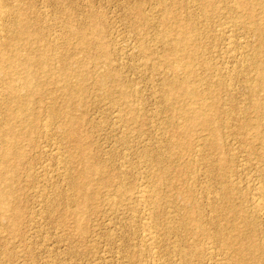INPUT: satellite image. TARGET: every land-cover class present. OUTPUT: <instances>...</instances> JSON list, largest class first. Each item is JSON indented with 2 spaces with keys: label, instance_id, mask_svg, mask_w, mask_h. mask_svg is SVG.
<instances>
[{
  "label": "rangeland",
  "instance_id": "374dc122",
  "mask_svg": "<svg viewBox=\"0 0 264 264\" xmlns=\"http://www.w3.org/2000/svg\"><path fill=\"white\" fill-rule=\"evenodd\" d=\"M15 1L0 2L11 9L2 43H18V58L33 50L46 68L0 58V147L10 125L27 127L23 157L13 149L2 166L0 264H264V214L255 207L264 200V45L254 32L264 0ZM172 15L176 22L162 19ZM18 18L27 26L21 39ZM178 24L192 49L178 51L185 58L175 70ZM75 68L84 81L70 75ZM186 70L185 92L177 86ZM32 74L38 90L26 93L19 79ZM17 91L26 95L23 119Z\"/></svg>",
  "mask_w": 264,
  "mask_h": 264
},
{
  "label": "bare ground",
  "instance_id": "6f19581e",
  "mask_svg": "<svg viewBox=\"0 0 264 264\" xmlns=\"http://www.w3.org/2000/svg\"><path fill=\"white\" fill-rule=\"evenodd\" d=\"M2 1V0H1ZM0 1V2H1ZM6 1V0H5ZM16 1H21V0H16ZM15 1V2H16ZM22 2V1H21ZM20 2V3H21ZM176 3V2H175ZM5 4V3H4ZM3 4V2H2V4L0 3V32H1V25H2V21H4L3 19H5V17H6V15L11 11V9L8 7L9 6V4L7 5H4ZM18 5H19V3H18ZM168 5V4H167ZM176 5V4H175ZM11 6V5H10ZM16 7V6H15ZM8 8H9V12H8ZM175 8V7H174ZM234 8H236L235 6H234ZM240 8H241V6H240ZM237 9H238V7H237ZM245 9V8H244ZM17 10V9H16ZM176 10V9H175ZM234 10V9H233ZM247 10V9H246ZM203 11V10H202ZM235 11V10H234ZM172 12H174V11H172ZM236 12V11H235ZM170 13V12H169ZM11 14V13H10ZM172 14V13H171ZM177 14V13H176ZM239 14V13H238ZM255 13L253 12V15H254ZM256 15H259V14H256ZM9 16V15H8ZM12 16V15H11ZM16 16V15H15ZM250 16V15H249ZM252 16V15H251ZM261 15H259L258 16V19H259V17H260ZM21 17V16H20ZM166 17V16H165ZM8 18V17H7ZM9 19V18H8ZM7 19V20H8ZM23 19V18H22ZM22 19H20V18H18L16 21H18V25H19V29H17V30H19L20 31V35H19V37H20V39L22 38L21 36L23 35V34H26V32H27V26H26V22L25 21H23ZM162 19H164L165 20V22H170L171 23V21H172V23L173 22H176L177 21V18H176V16H173L172 15V17H167V18H163V16H162ZM258 19H257V21H258ZM6 20V21H7ZM14 20H15V18H14ZM161 20V19H160ZM256 21V22H257ZM260 21V20H259ZM263 21V22H262ZM14 22V21H13ZM255 22V23H256ZM4 23V22H3ZM259 23L260 22H258V25H259ZM16 24V23H15ZM254 24V23H253ZM9 25H11L10 23H9ZM17 25V24H16ZM252 25V24H251ZM256 26H257V24H255ZM3 26V25H2ZM5 26V25H4ZM7 26V25H6ZM12 26V25H11ZM164 26V25H163ZM228 26V25H227ZM185 27V26H184ZM13 28V27H12ZM168 28V27H167ZM176 30H177V32H179L180 34H178V37L177 36H175L174 34V36H173V38L170 40V42L171 43H174L175 44V49L174 50H176L175 52H176V62H175V64H174V66H173V64H172V66H173V69H175V70H177V69H182V68H180L181 66H180V62H182L183 60H184V58H185V56L183 55V56H180L181 54H178V51H182V52H186V51H188V50H185V48H187L186 46H188V48H190L191 47V49H192V45L190 46L189 44H188V42H189V40H188V38H187V36L185 35V32L183 31V25H180V24H178L177 26H176ZM186 28V27H185ZM253 28V27H252ZM252 28H250L249 30L250 31H252ZM256 28V29H255ZM7 29H8V27H7ZM166 29V28H165ZM254 29L256 30V31H254V32H256L257 34L259 33L260 35H261V39H260V37H257V38H259L260 40H261V42H259V43H261V45L263 46L264 45V18H263V20H261V24L258 26V27H254ZM253 29V30H254ZM171 30V29H170ZM223 31H225V29H222ZM233 30V29H232ZM248 30V31H249ZM18 31V32H19ZM231 31V30H230ZM229 31V32H230ZM2 32H4V31H2ZM5 32H6V30H5ZM222 32V31H221ZM227 32V31H226ZM12 33V32H11ZM164 33V32H163ZM253 33V32H252ZM255 33V34H256ZM5 34V33H4ZM9 34V33H8ZM221 34V33H220ZM222 34H223V32H222ZM258 34V35H259ZM95 35V34H94ZM225 35V34H224ZM226 36V35H225ZM23 37H24V35H23ZM167 37V36H166ZM231 38V37H230ZM4 39H6L5 38V35H1V33H0V47H1V45H3L4 46V48H5V50H4V52H1L0 53V55H1V59H2V61L3 60H5L6 62H9L10 63V65L11 66H14L15 67V65L16 64H18V63H22L23 64V67L22 68H24L25 70L28 68V66H30V65H38V66H44L43 64L45 63L44 62V60L43 59H45V58H43V57H41L40 55L39 56H37L38 54L36 53V52H34L33 50H32V52H34V53H36V54H34V53H32L31 52V50H27L29 53H26L27 51H26V47H23L24 49L23 50H25L26 52V54L24 55V57L22 58L21 56V58H18L17 56H16V54H14V52L17 50L16 48L18 47H16V48H14L15 46H14V43L12 44V43H10V44H3L2 42H4L3 40ZM8 39V38H7ZM79 39H81V43L84 45L86 42L84 41V39H85V36L84 35H81L80 36V38ZM167 38H165V40H166ZM234 39V38H233ZM259 39H258V41H259ZM229 40H231V39H229ZM30 43V42H29ZM192 43V42H191ZM190 43V44H191ZM224 43V42H223ZM18 43H15V45H17ZM21 44V43H20ZM27 44V43H26ZM260 45V46H261ZM29 46H32L31 44L29 45ZM28 46V47H29ZM190 46V47H189ZM232 46V45H231ZM20 47H22V46H20ZM33 47V46H32ZM32 47H30V48H32ZM169 47L170 48H172L173 49V47L171 46V45H169ZM230 47V46H229ZM3 48V47H2ZM3 48V49H4ZM26 48V49H25ZM262 48H264V46L262 47ZM33 49V48H32ZM191 49H189V50H191ZM231 49V48H230ZM238 49V48H237ZM255 49V48H254ZM257 49V48H256ZM35 50V49H34ZM258 50H259V48H258ZM262 51V50H261ZM264 51V50H263ZM257 52V51H256ZM22 53V52H21ZM17 54H19V52L17 53ZM55 54V53H54ZM195 55V54H194ZM257 55V54H256ZM258 56V55H257ZM236 57V56H235ZM259 57V56H258ZM263 57V56H262ZM43 58V59H42ZM173 58V57H172ZM194 58V57H193ZM187 59H188V61H189V59L191 60V56H189V55H187ZM186 59V60H187ZM261 59V58H260ZM170 60H171V58H170ZM173 60V59H172ZM1 61V60H0ZM253 61H255V59L253 60ZM257 61V60H256ZM260 61V60H259ZM262 61V60H261ZM183 64H184V62H182ZM181 63V64H182ZM188 63V62H187ZM190 63V62H189ZM250 64V63H249ZM258 64V63H257ZM260 64V63H259ZM2 65H4L3 63H2ZM188 65V64H187ZM255 65V64H254ZM262 65V64H261ZM5 66V65H4ZM7 66V65H6ZM37 66V67H38ZM247 66V65H246ZM9 67V66H8ZM41 67V68H42ZM45 68H46V66H44ZM256 67V66H255ZM16 68V67H15ZM242 68V67H241ZM264 68V67H263ZM263 68H262V70H258V76H259V78L257 79V81H264V70H263ZM12 69H13V67H12ZM74 69V68H73ZM78 69V68H77ZM76 68H75V70H76V72L75 71H73L70 75H72L73 73L75 74H73V76L75 77V76H77L78 77V80L79 81H81V80H83V76L81 75V74H79L77 71ZM189 69V68H188ZM236 69V68H235ZM1 70V69H0ZM9 70V69H8ZM24 70V71H25ZM172 71V70H171ZM8 72V71H7ZM26 72V71H25ZM83 72V71H82ZM183 72V71H182ZM226 72V71H225ZM68 73H70V71H68ZM81 73V72H80ZM105 73V72H104ZM183 73H185V75H184V80L182 79V81H181V83L180 84H178V88L179 89H181L180 91H185L186 92V89H188V82H187V80H188V77L190 76V73L186 70L185 72H183ZM193 73V72H192ZM8 74V73H7ZM12 74L13 73H11V76H12ZM194 74V73H193ZM219 74V73H218ZM228 74V73H227ZM255 74V73H254ZM97 75V74H96ZM108 75L109 74H103V75H101V76H99L98 78H97V82H98V84H99V86H100V84H102L103 82H105V80L107 81V78H108ZM112 75V74H111ZM211 75V74H210ZM209 75V76H210ZM222 75H224V73L222 74ZM221 75V77L223 78V76ZM256 75V74H255ZM36 75H34V74H32L30 77L28 76V75H26L25 76V78H23L22 80H21V78L19 79L20 81V86L25 90V92L27 93L28 91L30 92H33V91H37L38 90V88H37V85H38V80L36 79V77H35ZM73 76H72V78H73ZM227 76V75H226ZM229 76V75H228ZM227 76V77H228ZM232 76V75H231ZM3 77V76H2ZM9 78V77H8ZM11 78V77H10ZM39 78H40V76H39ZM68 78H69V76H68ZM67 78V79H68ZM231 78V77H230ZM256 78V77H255ZM12 79V78H11ZM75 79V78H74ZM85 79V78H84ZM181 79V78H180ZM194 79H195V77H194ZM219 79V78H218ZM221 79V78H220ZM225 79V78H224ZM228 79V78H227ZM253 79V78H252ZM76 80V79H75ZM77 80V81H78ZM84 81V80H83ZM229 81V80H228ZM10 82H12L11 80H10ZM76 82V81H75ZM175 82V81H174ZM180 82V81H179ZM259 82V83H260ZM77 83V82H76ZM83 82H81V84H82ZM176 84H177V82H175ZM259 83H257L258 85H259ZM18 84V83H17ZM80 84V83H79ZM80 84V85H81ZM104 84H106V83H104ZM261 84V83H260ZM9 85V84H8ZM251 85V84H250ZM253 85V88L252 89H254V87L255 88H257V86L258 85H256V83L255 84H252ZM251 85V86H252ZM255 85V86H254ZM13 85H11V90H13L14 89V87H12ZM16 86V85H15ZM18 86V85H17ZM16 86V87H17ZM264 86V85H263ZM262 86V87H263ZM9 87V86H8ZM19 87V86H18ZM174 86H172V88H173ZM193 87V86H192ZM260 87V86H259ZM261 87V88H262ZM78 88V87H77ZM171 88V89H172ZM250 88V87H249ZM264 88V87H263ZM5 89V88H4ZM9 89V88H8ZM7 89V90H8ZM71 89V88H70ZM75 89H76V87H75ZM74 89V90H75ZM169 89V88H168ZM175 89H177V88H175ZM178 89V90H179ZM16 90H18V89H16ZM72 90V89H71ZM193 90H195V89H193ZM250 90V89H249ZM175 91H177V90H175ZM251 91V90H250ZM253 91V90H252ZM255 91H258V90H256L255 89ZM8 92V91H7ZM28 92V93H29ZM39 92V91H38ZM75 93H76V91H74ZM78 92V91H77ZM108 92H110V91H108ZM178 92V91H177ZM9 93V92H8ZM73 93V92H72ZM72 93H70V94H72ZM170 93V92H169ZM172 93H174V92H172ZM171 93V94H172ZM176 93V92H175ZM183 93V92H182ZM193 93V92H192ZM196 93H198V91L196 92ZM195 93V95H199V94H196ZM254 93V92H253ZM256 93V92H255ZM107 94V93H106ZM7 95V94H6ZM9 95V94H8ZM169 95V94H168ZM172 95H174V94H172ZM26 95H25V93H22V92H14V96H12V99L13 100H16L19 104L18 105H20V107H22V106H24V108H21L20 110H19V113H20V115L22 116V119H23V116H24V114H26L25 112L28 110V106H27V103L24 101L25 99H26V97H25ZM187 96H188V94H187ZM264 96V95H263ZM9 97H10V95H9ZM197 97V96H196ZM1 98V97H0ZM197 98H199V97H197ZM8 99V98H7ZM264 99V98H263ZM6 100V99H5ZM202 100V99H201ZM216 100V99H215ZM215 100H214V102H215ZM253 100V99H252ZM2 101V100H1ZM10 101V100H9ZM15 101V102H16ZM254 101H255V99H254ZM264 101V100H263ZM6 102V101H5ZM11 102H12V100H11ZM10 102V103H11ZM16 102V103H17ZM197 102V101H196ZM205 102V101H204ZM217 103H218V101H217ZM216 103V104H217ZM262 104H263V102H261ZM261 103H259L260 105H261ZM15 104V103H14ZM212 104H215V103H213L212 102ZM215 104V105H216ZM17 105V106H18ZM46 105V104H45ZM206 105V104H205ZM214 105V106H215ZM256 105H257V103H256ZM255 105V106H256ZM3 106V105H2ZM5 106V105H4ZM208 106V105H207ZM210 106H212V105H210ZM258 106V105H257ZM51 106H49V108H50ZM199 107H200V105H199ZM203 107H205V106H203ZM216 107H217V105H216ZM254 107V106H253ZM259 107H261V106H259ZM258 107V108H259ZM186 109H187V107H185ZM189 108V107H188ZM191 108V107H190ZM193 108V107H192ZM197 108V107H196ZM211 108V107H210ZM257 108V107H256ZM256 108H254L255 110H257ZM262 108V107H261ZM261 108H259V109H261ZM204 109V108H203ZM206 109V108H205ZM213 109H215V107L213 108ZM217 109V108H216ZM220 109V108H219ZM249 109V108H248ZM262 109H264V108H262ZM189 110V109H188ZM193 110V109H192ZM191 110V111H192ZM212 110V109H211ZM254 110V111H255ZM200 111H201V109H200ZM208 111V110H207ZM217 111V110H216ZM216 111H214V113L216 112ZM264 111V110H263ZM263 111H261V113L262 114H264L263 113ZM55 112V109H53L52 108V113L53 114H55L54 113ZM185 112H186V110H185ZM187 113L188 112H186V116H187ZM192 113H194V115L192 116V117H194L195 119H196V121H199L200 123H201V125L203 124V125H205L204 126V128L205 127H207L206 125H210V123L209 122H207V119H208V117L206 116V115H204V116H206V118L205 117H203V115L202 116H200L201 114L200 113H198V112H195V111H192ZM213 113V114H214ZM218 113H219V111H218ZM256 113V112H255ZM12 114V113H11ZM11 114H9V116L11 117ZM51 114V113H50ZM204 114H206V113H204ZM184 115V114H183ZM209 115V117H212V116H210V113L208 114ZM258 115V114H257ZM8 116V117H9ZM14 116V115H13ZM18 116V115H17ZM185 116V117H186ZM254 116H255V114H254ZM253 116V117H254ZM264 116V115H263ZM20 117V116H19ZM36 117V116H35ZM190 117V116H189ZM214 117H215V114H214ZM261 117V116H260ZM259 117V118H260ZM12 118V117H11ZM18 118V117H17ZM243 118V117H242ZM258 118V117H257ZM20 119V118H19ZM33 118H30V120H32ZM193 119V118H192ZM191 119V120H192ZM211 119V118H210ZM212 119H213V117H212ZM250 119V118H249ZM44 120V119H43ZM194 120V119H193ZM217 120V119H216ZM261 120H264V118H262L261 117ZM261 120H260V122H258L257 123V121H255L254 123H257L259 126H260V130H262L263 129V127H264V125H262V124H264L263 122H262V124H261ZM20 121H21V119H20ZM210 121V120H209ZM246 121V120H245ZM249 121V120H248ZM251 121V120H250ZM23 122V121H22ZM187 122V121H186ZM199 122H198V125H200L199 124ZM213 122V121H212ZM211 122V123H212ZM30 123H31V125H28V128H29V126L30 127H32L33 126V123L30 121ZM250 123V122H249ZM253 123V124H254ZM263 126H261L260 124ZM29 124V123H28ZM52 124V123H51ZM184 124V123H183ZM186 124V123H185ZM188 124V123H187ZM192 124H194V123H192ZM213 124V123H212ZM246 124V123H245ZM252 124V123H251ZM251 124H249V125H251ZM188 125H190V123L188 124ZM197 125V124H196ZM200 125V126H201ZM202 125V126H203ZM35 126V125H34ZM50 126V125H49ZM187 126V125H186ZM186 126H185V128H186ZM192 126V125H191ZM183 127V126H182ZM211 127H213V126H211ZM211 127H208L207 128V130L209 129V128H211ZM247 127V126H246ZM249 127H251V126H249ZM254 127V126H253ZM258 127V126H257ZM261 127H262V129H261ZM46 128V127H45ZM188 128V127H187ZM217 128V127H216ZM255 128V127H254ZM26 129H27V127H25V129H23V131L25 130L26 131ZM55 129V128H54ZM258 129H259V127H258ZM257 129V130H258ZM17 130V129H16ZM15 129H13L12 127H11V125H10V127L9 128H7V131L9 132L8 134V137L6 138L7 140H6V147L5 148H2V147H0V177L2 178L3 176H4V171H3V164H6V162H8V160H9V158H8V155L11 153H13L12 151H13V149H14V154H12V155H14V159H16V160H20L21 159V157H23V152H22V150L20 149V147H19V139L21 138V136L23 137L24 135H26V133H25V131L24 132H21V129H20V131H19V129H18V131H16ZM252 130H253V128H252ZM14 131V132H13ZM45 131H47V130H45ZM44 131V132H45ZM204 131V130H203ZM259 131V130H258ZM215 132V131H214ZM261 132H264V130L263 131H261ZM207 133H209L208 135H211L210 134V132H208L207 131ZM260 133V132H259ZM253 134H255V133H253ZM256 135V134H255ZM260 135H262V137H263V135L264 134H262V133H260ZM259 135V137L261 138V136ZM10 136V137H9ZM37 136V135H36ZM251 136V135H250ZM245 137V136H244ZM254 137V136H253ZM5 138V137H4ZM211 138H212V136H211ZM263 140H264V137L262 138ZM263 140L261 141V144H262V142H263ZM250 141V140H249ZM259 142V141H258ZM251 143V142H250ZM264 144V143H263ZM251 145V144H250ZM263 147V146H262ZM261 147V148H262ZM264 148V147H263ZM262 150H264V149H262ZM259 152H260V150H259ZM262 153H264V152H262ZM262 153H260V154H262ZM10 154V155H11ZM259 154V155H260ZM11 155V156H12ZM59 155V154H58ZM263 156V155H262ZM258 157V156H257ZM58 158H60V157H58ZM62 159V158H61ZM262 159V158H261ZM263 161V160H262ZM90 170H91V167H90ZM83 174V173H82ZM81 174V175H82ZM84 174H86V172H84ZM81 181V180H80ZM264 181V180H263ZM82 183V182H81ZM79 181H73L72 182V185H73V187L76 189V190H78V192L80 193V194H82V196L84 197V199H85V195H84V193H82L83 192V190H82V188H83V186H82V184H81ZM262 183V182H261ZM261 183H259L260 185H261ZM231 185H233V184H231ZM258 188L259 187H257V190H258ZM84 189V188H83ZM261 188H259V190H260ZM142 190V189H141ZM140 190V191H141ZM256 190V189H255ZM144 191V190H143ZM77 192V193H78ZM145 192V191H144ZM147 193V192H146ZM257 193V192H256ZM259 193L261 194V192L259 191ZM7 192L6 191H3V190H0V200H4V199H6V197H7ZM91 195V194H90ZM142 195V194H141ZM143 195H144V193H143ZM256 195V194H255ZM146 196V195H145ZM262 199V198H261ZM256 199L257 200V202H255L256 204H255V207H256V209L257 210H259V211H262V214H264V200L262 199ZM142 200H143V198H142ZM144 201V200H143ZM3 203V202H2ZM2 203H0L1 205H2ZM146 203V202H145ZM138 204H139V202H138ZM147 204V203H146ZM229 207V206H228ZM233 207V206H232ZM1 208H4V206H1ZM229 208H231V207H229ZM149 209V208H148ZM243 210H245L244 208H242ZM241 209V210H242ZM233 211H235V210H233ZM238 211V209L236 210V212ZM248 211V210H247ZM246 211V212H247ZM253 211V210H252ZM230 209H229V211H228V214L227 215H229L230 213ZM235 212V213H236ZM232 213V212H231ZM245 213V212H244ZM256 213V212H255ZM234 213H232V216H234L233 215ZM231 215V214H230ZM239 216V215H238ZM237 216V217H238ZM244 216V215H243ZM262 216V215H261ZM216 217V216H215ZM227 217V216H226ZM229 217V216H228ZM237 217H236V214H235V217H233L235 220L237 219ZM263 217H264V215H263ZM142 218V217H141ZM143 219V218H142ZM242 219V218H241ZM250 219V218H249ZM248 219V220H249ZM239 220V219H238ZM246 220V219H245ZM145 221V220H144ZM143 221V222H144ZM242 221V220H241ZM240 223V222H239ZM239 223H238V225H239ZM242 223L244 224V222L242 221ZM253 223V222H252ZM147 224V223H146ZM248 224H249V222H248ZM247 224V225H248ZM148 225V224H147ZM235 226H238V225H236V224H234ZM149 226V225H148ZM246 226V225H245ZM147 228V227H146ZM254 230V229H253ZM239 231V230H238ZM261 231V230H260ZM13 232V231H12ZM144 232V231H143ZM240 232V231H239ZM155 233V232H154ZM154 233H153V235H154ZM251 233V232H250ZM148 234H150L151 235V232L150 233H148ZM253 234V233H252ZM150 235H145L146 236V240H148L147 239V237L148 236H150ZM234 235V234H233ZM233 235H231V236H233ZM237 235V234H236ZM145 236H143L144 238H145ZM250 236V235H249ZM229 237V236H228ZM235 235H234V239H235ZM151 238V237H150ZM152 238H154V237H152ZM230 238L231 237H229V240H230ZM232 239H233V237H232ZM231 239V240H232ZM145 240V239H144ZM152 240V239H151ZM148 241H150V240H148ZM240 241V240H239ZM252 241V239H250V242ZM254 241V240H253ZM152 242H153V240H152ZM227 242H229L228 244L230 245V241H228L227 240ZM235 243H236V241H234ZM148 243V242H147ZM240 243V242H239ZM252 243H254V247L256 246L255 245V242H252ZM252 243H250V246L252 245ZM264 243V242H263ZM233 243H231V245H232ZM246 244H248V243H246ZM149 245V244H148ZM242 245H244V244H242ZM233 246V245H232ZM231 246V247H232ZM250 246H246V247H250ZM257 246H258V244H257ZM257 246H256V248H257ZM238 247V246H237ZM245 247V246H244ZM242 249H244L243 248V246L241 247ZM256 248H254L255 249V251H257L256 250ZM261 248V247H260ZM247 250L249 249V248H246ZM254 249H252V250H254ZM237 250H239V248L237 249ZM250 250V249H249ZM249 250H248V252H249ZM259 250V249H258ZM246 251V250H245ZM261 251H263L262 250V248H261ZM238 253V251H235V253ZM242 252H244V250L242 251ZM252 252V251H251ZM233 253H234V251H233ZM253 253V252H252ZM260 253V252H259ZM249 254V253H248ZM251 254V253H250ZM234 255H236V254H234ZM243 255V254H242ZM237 256V255H236ZM236 256H234V257H236ZM245 256V255H244ZM249 256V255H248ZM251 256V255H250ZM256 256V255H255ZM239 257V256H238ZM237 257V258H238ZM241 257V256H240ZM240 257H239V259H240ZM243 257V256H242ZM156 259V258H155ZM238 259V260H239ZM246 260V259H245ZM236 261H237V259H236ZM241 261H242V259H241ZM252 262V261H251ZM245 263V262H244ZM254 262H252L251 264H253ZM239 264H243V263H239Z\"/></svg>",
  "mask_w": 264,
  "mask_h": 264
}]
</instances>
